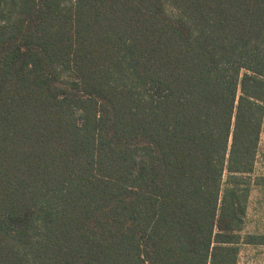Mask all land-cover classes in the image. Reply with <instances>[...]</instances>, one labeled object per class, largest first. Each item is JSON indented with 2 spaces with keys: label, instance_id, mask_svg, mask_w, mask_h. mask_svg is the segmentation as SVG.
Returning <instances> with one entry per match:
<instances>
[{
  "label": "trees",
  "instance_id": "1",
  "mask_svg": "<svg viewBox=\"0 0 264 264\" xmlns=\"http://www.w3.org/2000/svg\"><path fill=\"white\" fill-rule=\"evenodd\" d=\"M264 121V0H0V264H237Z\"/></svg>",
  "mask_w": 264,
  "mask_h": 264
},
{
  "label": "rangeland",
  "instance_id": "2",
  "mask_svg": "<svg viewBox=\"0 0 264 264\" xmlns=\"http://www.w3.org/2000/svg\"><path fill=\"white\" fill-rule=\"evenodd\" d=\"M253 173H264V121ZM242 234L264 235V192L258 188H253L250 192ZM237 264H264V245H242Z\"/></svg>",
  "mask_w": 264,
  "mask_h": 264
}]
</instances>
